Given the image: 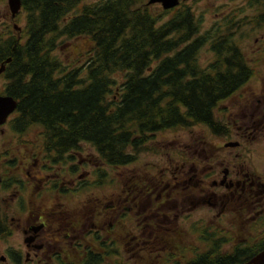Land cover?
<instances>
[{"label": "flooded vegetation", "instance_id": "1", "mask_svg": "<svg viewBox=\"0 0 264 264\" xmlns=\"http://www.w3.org/2000/svg\"><path fill=\"white\" fill-rule=\"evenodd\" d=\"M191 1L202 0L181 4ZM241 1L264 29V0ZM237 17L221 26L240 29ZM253 76L214 123L168 142L154 134V150L117 166L12 114L0 126V264H248L263 253L264 79ZM143 155L157 158L140 168Z\"/></svg>", "mask_w": 264, "mask_h": 264}, {"label": "trees", "instance_id": "2", "mask_svg": "<svg viewBox=\"0 0 264 264\" xmlns=\"http://www.w3.org/2000/svg\"><path fill=\"white\" fill-rule=\"evenodd\" d=\"M147 2L22 0L24 26L1 29L0 95L18 101L9 122L43 125L48 139L65 144L89 142L114 166L154 150V134L214 123L220 102L253 74L231 38L235 25L201 34L202 20L185 3L165 11ZM81 37L92 42L83 64L58 58L62 40ZM207 44L215 58L203 66L198 56Z\"/></svg>", "mask_w": 264, "mask_h": 264}, {"label": "rangeland", "instance_id": "3", "mask_svg": "<svg viewBox=\"0 0 264 264\" xmlns=\"http://www.w3.org/2000/svg\"><path fill=\"white\" fill-rule=\"evenodd\" d=\"M95 1L98 0H86L87 3ZM186 5L195 11L198 19L202 20L201 34L208 33L211 30L214 31V28L222 25L223 16L230 15L231 13L238 15L236 21L238 22V25L241 22L240 29L236 30L235 26L231 28L229 32H234V35H231V38L238 43L245 60H247L252 68V71L254 72L252 79H264V29L257 30L254 25L251 24L250 19L253 15H255V13L251 10V8H248V5H245V3L241 0H202L199 2L191 1ZM0 16L2 18L3 25L7 26L12 24L13 27L17 25V30H20L19 26L23 27L25 24L26 14L24 12H21L19 15L20 18L18 20V24L11 21L12 17L8 6V0H5L4 2L0 0ZM17 18L15 20H17ZM210 45L211 44L205 45L199 52V61L203 66L208 65L215 58V54L210 50ZM91 47L92 42L88 37H81L73 40H62L59 43L56 54L63 62L76 67L84 63L85 55L91 50ZM5 84V79L1 77V91L4 90ZM7 130H10V128L8 127ZM197 130L199 129H193V134H198ZM181 134L184 133L181 131H173L165 135V139H167L168 142L173 138H176V136L179 137ZM187 136L190 137L191 134H188ZM2 150H4L3 147ZM141 158L140 168L144 165L147 166L148 164L155 162L157 157L154 155H143ZM242 237H247V235L244 236V233H242Z\"/></svg>", "mask_w": 264, "mask_h": 264}, {"label": "water", "instance_id": "4", "mask_svg": "<svg viewBox=\"0 0 264 264\" xmlns=\"http://www.w3.org/2000/svg\"><path fill=\"white\" fill-rule=\"evenodd\" d=\"M187 1L188 0H148L147 5H161L163 10L169 11L177 8L181 2ZM8 6L12 15V19H15L22 11V0H8ZM17 27L18 26L15 25L16 29ZM7 62H10V59ZM4 71L5 66H2L0 68V76L4 73ZM17 108V99L9 95H0V126H3L8 122L9 117L17 111ZM256 264H264V257L261 260H258Z\"/></svg>", "mask_w": 264, "mask_h": 264}, {"label": "bare ground", "instance_id": "5", "mask_svg": "<svg viewBox=\"0 0 264 264\" xmlns=\"http://www.w3.org/2000/svg\"><path fill=\"white\" fill-rule=\"evenodd\" d=\"M264 257V253L259 254L256 258H254L250 263L248 264H256L258 260H261Z\"/></svg>", "mask_w": 264, "mask_h": 264}]
</instances>
